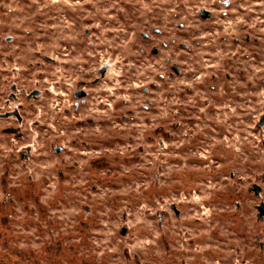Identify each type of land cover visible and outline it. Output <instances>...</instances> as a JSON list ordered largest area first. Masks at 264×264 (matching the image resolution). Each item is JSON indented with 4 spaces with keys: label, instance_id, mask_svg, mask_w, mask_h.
I'll return each mask as SVG.
<instances>
[{
    "label": "rangeland",
    "instance_id": "rangeland-1",
    "mask_svg": "<svg viewBox=\"0 0 264 264\" xmlns=\"http://www.w3.org/2000/svg\"><path fill=\"white\" fill-rule=\"evenodd\" d=\"M0 264H264V0H0Z\"/></svg>",
    "mask_w": 264,
    "mask_h": 264
},
{
    "label": "water",
    "instance_id": "water-1",
    "mask_svg": "<svg viewBox=\"0 0 264 264\" xmlns=\"http://www.w3.org/2000/svg\"><path fill=\"white\" fill-rule=\"evenodd\" d=\"M209 15H210V14H208V13H206V12H202V13H201V16H202L203 18H205L206 16H209ZM249 191H250V192H253V193L255 194V196H258V195L260 194L261 188H260L259 186H257V185H253V187L250 188ZM260 210L262 211L263 208L260 207ZM124 233H125V232H122L121 234H124Z\"/></svg>",
    "mask_w": 264,
    "mask_h": 264
}]
</instances>
